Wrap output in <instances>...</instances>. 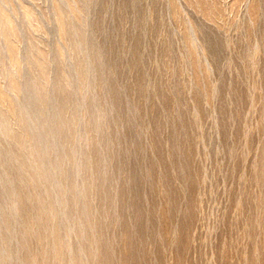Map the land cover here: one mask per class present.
Masks as SVG:
<instances>
[{
  "label": "rangeland",
  "instance_id": "rangeland-1",
  "mask_svg": "<svg viewBox=\"0 0 264 264\" xmlns=\"http://www.w3.org/2000/svg\"><path fill=\"white\" fill-rule=\"evenodd\" d=\"M0 264H264V0H0Z\"/></svg>",
  "mask_w": 264,
  "mask_h": 264
},
{
  "label": "bare ground",
  "instance_id": "bare-ground-1",
  "mask_svg": "<svg viewBox=\"0 0 264 264\" xmlns=\"http://www.w3.org/2000/svg\"><path fill=\"white\" fill-rule=\"evenodd\" d=\"M7 23H9V22H7ZM8 28V27H7ZM8 30V29H7ZM9 35V34H8ZM12 49V48H11ZM11 51V50H10Z\"/></svg>",
  "mask_w": 264,
  "mask_h": 264
}]
</instances>
